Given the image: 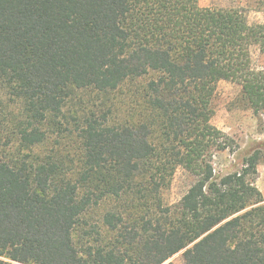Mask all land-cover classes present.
<instances>
[{"label":"trees","instance_id":"obj_1","mask_svg":"<svg viewBox=\"0 0 264 264\" xmlns=\"http://www.w3.org/2000/svg\"><path fill=\"white\" fill-rule=\"evenodd\" d=\"M252 47L264 22L198 0H0V264H264L262 151L213 165L217 83L264 113Z\"/></svg>","mask_w":264,"mask_h":264},{"label":"rangeland","instance_id":"obj_2","mask_svg":"<svg viewBox=\"0 0 264 264\" xmlns=\"http://www.w3.org/2000/svg\"><path fill=\"white\" fill-rule=\"evenodd\" d=\"M198 3L201 7L208 8H236L251 24L264 22V0H198ZM251 58L257 68L264 69V52L252 47ZM212 106L214 114L211 122L239 146L236 152H220L214 157L216 173L223 174L239 168L241 155L259 148L263 158L257 166L254 184L264 200V113H253L243 100L240 87L225 80L217 83ZM193 181L192 175L179 168L173 176L170 188L165 192L166 202H178ZM167 262L184 264L182 252L173 255Z\"/></svg>","mask_w":264,"mask_h":264}]
</instances>
